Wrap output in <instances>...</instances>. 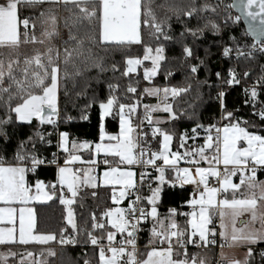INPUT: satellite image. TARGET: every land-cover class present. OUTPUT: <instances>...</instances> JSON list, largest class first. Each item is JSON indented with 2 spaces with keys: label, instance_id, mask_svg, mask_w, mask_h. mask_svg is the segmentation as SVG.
I'll list each match as a JSON object with an SVG mask.
<instances>
[{
  "label": "snow or ice",
  "instance_id": "snow-or-ice-1",
  "mask_svg": "<svg viewBox=\"0 0 264 264\" xmlns=\"http://www.w3.org/2000/svg\"><path fill=\"white\" fill-rule=\"evenodd\" d=\"M157 10L163 12L162 18ZM192 20L194 26H190ZM173 21L181 27L178 34H174ZM241 22L245 27L241 28ZM61 28L67 31L66 39L61 38ZM209 33L214 38L211 45L204 48L203 57L196 55L197 41ZM56 39L61 40L60 47L53 43ZM29 45L31 53L22 52ZM166 45L179 47V54L171 59L187 64L192 75L207 69L212 47L218 59L227 62L226 69L215 72L218 83L209 85L218 89L223 123L208 127L197 123L190 133L179 134L166 127L179 119L173 102L191 89V84L152 85L169 59ZM136 46L138 51L132 54ZM115 54L122 57L123 70ZM261 60L264 0H0V136L7 141L8 126L37 122L31 135L17 141L11 160L0 156V225H4L0 226V245L90 246L95 264H210L200 252L189 254L188 246L207 249L219 240L215 264H251L253 246L264 243V180L257 177L258 171H264ZM251 64L258 65L259 74ZM92 70L95 76L85 75ZM141 70L142 80L150 86L140 87ZM109 71L114 75L104 81L106 96L101 99L95 90L89 96L90 82L100 83V76ZM173 74L166 70L164 79ZM121 78L127 79L126 85H121ZM78 79L85 82L74 94L85 99L84 109L99 108L96 141L70 139L68 132L59 130L62 119H73L66 111L62 118L61 95L66 109ZM250 79L253 82L248 84ZM236 85H242L244 103L251 106L256 120H241L236 115L239 109H227L224 88ZM148 97L157 102L144 103ZM107 117L118 120V132L106 131ZM44 126L52 130L45 131ZM198 129L206 133L204 143L189 146L188 140L199 136ZM53 137L57 151L49 160L42 149L53 145ZM181 162L187 166L181 167ZM47 165L56 166L54 182L29 180L30 173L35 175ZM237 176L238 183L233 181ZM165 185L193 186L186 201L190 211L169 208L164 214L159 212ZM86 188L94 190L93 197L98 188L109 190L114 206L105 207L99 216L91 212L78 227L73 205ZM54 199L64 206L71 227V234L67 227L61 228L59 238L37 230L32 207ZM245 214L249 219H241ZM178 215L185 217L183 226L177 222ZM145 231L148 250L141 253L138 239ZM225 247H246L247 252L243 260L229 258ZM258 254L264 264V249ZM17 255L11 250L0 253V264H8ZM19 255V264L26 260L49 264L47 258L55 257L56 251L49 247L38 254ZM35 255L43 258L29 259ZM83 264H93V260L85 255Z\"/></svg>",
  "mask_w": 264,
  "mask_h": 264
},
{
  "label": "trees",
  "instance_id": "trees-1",
  "mask_svg": "<svg viewBox=\"0 0 264 264\" xmlns=\"http://www.w3.org/2000/svg\"><path fill=\"white\" fill-rule=\"evenodd\" d=\"M161 0H157V3H160ZM178 3L186 2V0H177ZM230 2V0H229ZM28 13V10H25V14ZM67 13L61 12V15H66ZM158 17H163V12L157 10ZM196 23L195 20L191 21L190 26H194ZM241 24V28H242ZM174 34H178L181 31L179 24L173 21ZM237 33L240 31V28H237ZM39 31H37V34ZM61 38H67V31L61 28ZM214 38L211 34H207L206 39L203 41H197L199 47L195 49V54L198 56H204V48L211 45V41ZM191 43V40L188 41ZM251 42V40H249ZM53 43L57 46H61V40L56 39ZM31 45L25 46L22 49V52L31 53ZM35 47L41 48L38 45ZM43 50V47L41 48ZM138 51V46L133 48V53L136 54ZM211 51L214 53L207 61V69L201 68L200 71L192 75L187 64H181L179 60H172L171 57L178 55L180 49L178 46H169L166 45V55L169 57L168 61L164 63L161 67L160 73L153 79L152 85L155 86H175V87H188L191 84V89L187 93H182L178 96L175 101H171L174 104V109L179 115L177 121H173L170 125H167L170 131H175L177 134L183 133L185 131L191 132V128L195 127L197 123L208 127L210 124L217 122L223 123L220 120L221 108L220 102L216 99L217 88L209 87V85H214L217 82L215 72L221 69H226L228 64L226 61L222 62L218 59L217 50L212 47ZM104 55V53H100ZM114 59L118 62H121L122 67V57L119 54H115ZM197 61L192 60L191 63H196ZM111 63V60L108 61ZM260 63H264V60H261ZM255 69L256 73L259 74V67L256 64L248 65ZM166 70H171L174 74L169 77L167 80L164 79V73ZM226 74V73H225ZM86 76H95L96 71L92 70L85 74ZM113 73L111 71L106 72L100 76V83H97L95 80L90 82V87L88 89V95L95 93L102 99L107 94V87L104 81L110 80L113 78ZM115 77L119 78V73L115 74ZM135 78V77H134ZM141 84L140 87L150 86L147 81L142 80V72H140ZM254 79V78H253ZM207 81V83H203ZM84 80L78 79L77 88L73 91V94L70 100L67 102L65 109V99L61 95V116L63 118L65 111L67 115L73 117L69 122H64L62 119L59 125L60 131H66L70 134V139H79V140H88L96 141L98 140L99 134V108L98 106H93L90 109H84V104L86 103L84 98H77L74 94L75 91H80L83 88ZM127 79L121 78L120 83L122 86L127 84ZM252 79L248 80L247 83L251 84ZM243 84V82H242ZM69 89L71 90V82H69ZM224 91L226 93L224 98V103L229 111H235L236 115L241 118V120H256V117L251 115L252 109L250 105L244 103L245 96L243 93L242 85H236L233 87H225ZM261 99H264V95L261 96ZM131 102V101H128ZM146 103V98L144 99ZM75 105V106H74ZM259 107V105H257ZM142 113V108L139 110ZM2 114V113H0ZM82 115H87V119H82ZM36 121H33V125L29 126L27 124H18L16 126H8V140L0 136V156L5 157L8 160H11L12 156L16 150V144L19 139H25L28 135H31L35 130ZM106 131L110 133L118 132V120L108 117L104 121ZM45 131H51L52 129L49 126H44ZM252 130V129H250ZM200 137L195 140L196 145L200 144L203 137L206 133L203 129H198ZM56 139L53 137V145L46 149H42V154L47 158H50L51 154L56 151L55 147ZM155 147V145H153ZM173 150L177 148V142L173 141ZM86 156V154H85ZM62 163V160H61ZM56 167L52 166H41L35 175L29 174V180L34 182L35 179L39 178L46 182H54L56 179ZM258 179H264V171H258ZM93 189L86 188L83 189L80 193V196L77 198V203L73 205V208L76 213V220L78 227L83 226V220L85 216H88L91 212L95 211L97 216L105 209L107 206L111 205L110 191L105 188H98L95 191L97 195L93 197L91 193ZM191 190L188 188H172L168 185H165L161 193V201L159 204V212L164 214L169 208H176L178 212H187L190 211V208L187 206L186 201L191 198ZM144 195H148L147 190H144ZM83 204V207L80 205ZM36 218H37V230L43 233H56L59 238V231L63 227H67V234H71V227L67 225L65 216L66 212L64 206L59 203L58 200H52L46 204H36L34 205ZM83 214V215H81ZM185 217L178 215L177 222L184 225ZM150 226V225H149ZM90 227V221H89ZM148 236V232L146 231ZM54 248L56 251L55 257H48L49 264H83V259L85 255L87 258L93 260L95 264V258L93 250L90 246H81V245H67L61 246L58 243H52L45 246H36L29 245L23 247L19 252L26 253L27 251H32L34 254H38L40 251L46 248ZM18 248V247H17ZM254 259L251 261V264H260L259 251L264 249V243L257 244L254 247ZM189 254L194 252H200V254L207 253L211 259V264H215L216 255L215 252L211 251H200L193 246H188ZM141 253H144L143 251ZM43 257L39 256V259Z\"/></svg>",
  "mask_w": 264,
  "mask_h": 264
},
{
  "label": "crops",
  "instance_id": "crops-1",
  "mask_svg": "<svg viewBox=\"0 0 264 264\" xmlns=\"http://www.w3.org/2000/svg\"><path fill=\"white\" fill-rule=\"evenodd\" d=\"M147 64V63H146ZM141 72H142V70H141ZM170 100H171V98H170ZM157 101H156V99L155 98H151V97H148V98H146V103H156ZM157 115H162V114H157ZM108 118V117H107ZM106 119V118H105ZM118 130H119V127H118ZM200 137V135L197 137V138H199ZM204 137H205V135H203V137H201V139H202V141H201V143L200 144H198V145H201V144H203L204 143ZM188 145L189 146H196V142H195V140H188ZM181 151H183V149H181ZM85 154H86V156H87V153H84L83 155L85 156ZM61 155H63V154H61ZM181 164H184V162L183 163H181ZM206 166V165H205ZM262 180H264V179H262ZM233 181L234 182H236V183H238L239 182V178H238V176L237 177H234L233 178ZM46 182V181H45ZM214 182V181H213ZM47 183V182H46ZM155 186V185H154ZM178 187V186H177ZM178 188H181V187H178ZM183 188H188V189H190L191 191H192V187H183ZM149 194V193H148ZM48 202H50V201H47V202H45V203H36V204H46V203H48ZM36 204H33L32 205V207H34V205H36ZM126 204H127V201H124V206H126ZM114 206V205H113ZM218 219L216 220V224H217V230H219L218 229ZM0 226H4V225H0ZM29 246V245H28ZM36 246H45V245H36ZM18 247V248H17ZM23 247H26V246H21V245H9V246H6V245H0V253H6V252H8L9 250H11V251H13V252H18L19 254L20 253H24V252H19V250L21 249V248H23ZM226 248V247H225ZM148 249H145V250H142L144 253H146V251H147ZM200 251H211V252H215V255H216V260H218L219 259V253H220V250H215V249H213V248H211V247H209V248H207V249H205V248H201V249H199ZM141 251V252H142ZM202 256H205L209 261H211V259H210V257H209V254H207V253H204V254H202ZM34 259H39V256L38 255H35L34 257H33ZM141 258H144V257H141ZM13 262H15V258H9V260H8V264H13ZM210 264H211V262H210Z\"/></svg>",
  "mask_w": 264,
  "mask_h": 264
},
{
  "label": "rangeland",
  "instance_id": "rangeland-1",
  "mask_svg": "<svg viewBox=\"0 0 264 264\" xmlns=\"http://www.w3.org/2000/svg\"><path fill=\"white\" fill-rule=\"evenodd\" d=\"M37 35H39V33ZM38 46L41 47V48L43 47L41 45H38ZM146 63L149 64V66H150V62H146ZM181 163H183V162H181ZM180 166L184 167V166H187V165L186 164H180ZM184 187H193V186L185 185ZM241 219H245L246 220V219H249V217H248L247 214H245V216L241 217ZM237 226H240L239 223H238ZM256 227H259V223L256 224ZM224 252L229 258H236V259L243 260L245 254L247 252V248L246 247H235V248H227L226 247V248H224ZM16 253H18V252H16ZM29 259H34V258H29ZM20 260H21V256L18 253V255L15 257V262H13V264H19ZM25 264H29L28 260H26Z\"/></svg>",
  "mask_w": 264,
  "mask_h": 264
},
{
  "label": "built area",
  "instance_id": "built-area-1",
  "mask_svg": "<svg viewBox=\"0 0 264 264\" xmlns=\"http://www.w3.org/2000/svg\"><path fill=\"white\" fill-rule=\"evenodd\" d=\"M214 134V133H213ZM56 143V142H55ZM56 151H57V149H56ZM55 151V152H56ZM52 158V155L50 156V158H48L49 160ZM48 166H52V167H56L55 165H48ZM212 183H214L213 181H212ZM147 190V189H146ZM66 191V190H65ZM118 239H119V237H118ZM147 242H148V236L146 235V231L145 232H142V233H140L139 234V239H138V248H139V250H140V252L142 251V250H145V245L147 244ZM218 245H219V240H218ZM210 246L211 248H213V249H215V250H220V248H219V246Z\"/></svg>",
  "mask_w": 264,
  "mask_h": 264
},
{
  "label": "water",
  "instance_id": "water-1",
  "mask_svg": "<svg viewBox=\"0 0 264 264\" xmlns=\"http://www.w3.org/2000/svg\"><path fill=\"white\" fill-rule=\"evenodd\" d=\"M241 24H242L243 27H245V26L243 25V22H241Z\"/></svg>",
  "mask_w": 264,
  "mask_h": 264
}]
</instances>
